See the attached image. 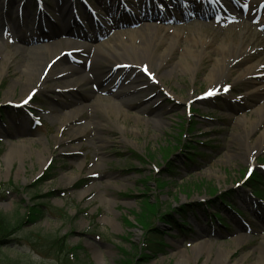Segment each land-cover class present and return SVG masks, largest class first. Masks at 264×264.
<instances>
[{
    "label": "rangeland",
    "instance_id": "374dc122",
    "mask_svg": "<svg viewBox=\"0 0 264 264\" xmlns=\"http://www.w3.org/2000/svg\"><path fill=\"white\" fill-rule=\"evenodd\" d=\"M220 1L241 16L246 4L254 1L256 8L251 31L237 27L225 35L227 46L234 40L237 46L245 33L243 57L225 69L223 89L209 95L208 74L225 33L203 30L202 24H214L207 17L181 29L179 22H193L184 9L189 6L181 10L172 0H0V70L13 54L0 76V217L16 225L33 204L48 212L38 224L25 221L14 231L0 224V243H21L12 249L0 244V264H128L142 256L137 264H176L182 253L189 264H214L221 254L232 264H256L264 256V197L247 182L258 172L264 185V0ZM155 11L175 31L143 29L144 16ZM62 12L69 14L62 18ZM115 25L131 28L119 30L134 32L138 43L155 36L147 51L152 57L175 45L163 67L149 61L134 71L138 81L130 86L136 90L122 111L107 106L122 84V76L108 69L115 64L104 58L106 52L119 58L105 45ZM70 26L78 35L52 33ZM199 37L211 43L200 63L189 59L187 67L181 57L186 48L202 51ZM120 43L132 54L130 36L116 41L122 52ZM88 45L101 51L98 59ZM48 63L46 78L39 79ZM260 64L253 76L237 79ZM81 107L75 120H63ZM150 226L161 233L165 254L150 241ZM26 235L49 241L35 249Z\"/></svg>",
    "mask_w": 264,
    "mask_h": 264
},
{
    "label": "bare ground",
    "instance_id": "6f19581e",
    "mask_svg": "<svg viewBox=\"0 0 264 264\" xmlns=\"http://www.w3.org/2000/svg\"><path fill=\"white\" fill-rule=\"evenodd\" d=\"M173 4L175 5H179V8L182 10V7L185 6H189L192 9H188V7H185L184 9L186 10V12H190L189 10H191L190 14V18L192 19L193 22H189L187 23L186 21L183 22H179L182 25L181 29H186L189 28L190 26L193 25H199V21L201 20H206L205 17L210 18V21H214V24L212 23H206V24H202L201 28L203 30H210V29H215L216 31H220V32H224V36L222 38V42H221V47L219 49V51L221 52L220 57L216 58V64L214 65V69L210 70V73L208 74V81L210 82L211 86L210 89L208 90L210 93L219 91L220 89H223V86L221 87V78L224 79L225 76V69L226 68H230L233 64H235V62L239 61L241 59V57H243V52L241 50V46L244 44V40L246 38L245 33H241L240 34V38L238 40L237 46L235 45V40L231 41V44L229 46H227L226 44V36L225 35H230L231 31H235V28L237 27H241L244 28L246 30H250L251 31V26L248 24V20L251 19L253 17V10L256 8L255 7V2L252 1L249 5L246 4L247 7H249L248 13L245 16H241V14L234 12L233 7L232 6H228L226 5V3L217 0L216 2L212 1V0H172ZM67 5H69V2L66 1L65 2ZM197 4L199 5L200 9L201 7H205V9L199 10V9H195V5L197 6ZM207 6V7H206ZM166 7L168 8V6L166 5ZM67 9V8H66ZM210 11L211 14L207 15V11ZM67 11V10H66ZM69 13L66 12V16ZM188 14V13H187ZM145 19V24L143 25V29H148L151 31H156V30H160L164 33H169V31H175V29L172 27V24L169 20H165L161 17V15L155 11L150 15L144 16ZM209 20V19H208ZM207 21V20H206ZM212 21V22H213ZM184 23V24H182ZM180 25V24H179ZM216 25V26H215ZM118 28H115L112 31V36L110 37V40L108 42H105L106 46L109 48V50H113L114 53H116V55L119 57L118 59L115 58L110 52H106V56L104 55V58L109 59L110 61H112L113 64H115V66H110L109 71L110 74H118L122 76V84H119L118 86V90H116L114 92V100L111 103V105H107L109 106V108H112L115 111H122L124 104L128 103L130 98L129 95L131 94L132 91H135L136 89L133 86H130L134 83H136V81H138L134 71L138 68H146L147 65L149 64V61L154 62V64L157 66V68H161L163 67L165 64L168 63V60H170L171 56V52L174 50L175 45H170L169 48H167V50H165V52H163L161 55H158L156 57H152L151 55L147 54V51H150L153 44H154V38L155 36H148V37H144L141 36L139 39V43L136 42V38H135V33L134 32H120L121 30H119L120 28L122 29H131V28H126L125 25H115ZM126 26H130V25H126ZM90 29H92L91 25L89 26ZM233 29V30H232ZM64 30V31H63ZM62 31L58 30V32H52V33H58V34H63V33H67L69 34L71 31L73 32V34L78 35L79 30L78 27H74L72 28V26H70L69 28H64ZM139 33L141 32L140 30H137ZM156 33V32H155ZM130 36L131 42L133 43V48H132V54L129 53H125L127 47L120 43V46L123 47L122 52L119 51L120 47L116 44V41L123 39V37L125 36ZM262 35H264V33H262ZM0 43L2 41V36L0 35ZM87 39V37H85L84 35H80L79 34V39ZM199 44L201 45V49L202 51H197L194 50L193 48H186L184 54L182 55V59L183 61L186 63L187 67H191L192 64L189 63L187 60H193L195 63V65L197 66L200 63L201 57H203V51L205 50L204 48H206L211 41L208 40L207 38H203V37H199L198 40ZM137 44H139L138 46H136ZM77 47H83L85 46V44L83 43H76L74 44ZM89 46V49L93 50L95 49V51L97 52L96 54V59H98V55L101 53V51L98 50L97 47L94 46ZM97 48V49H96ZM14 50L16 51H20L22 50V47H19L15 44L14 46ZM102 55V54H101ZM13 54H7L4 58V62L3 66L1 67L0 70V76L3 75L4 73V67L9 64L11 62V58H12ZM121 60V61H120ZM91 63L94 62V59L90 60ZM180 64V63H179ZM49 63L45 66H42L41 71L39 72V79H45L46 75L49 71ZM175 66V65H174ZM261 67V64L257 66H252L249 68H246L245 70L241 71L239 76H238V80H242V79H246L249 78L251 76H253L254 72ZM177 68L173 67L171 72H174ZM27 71V67L26 70L23 71V73H25ZM68 69H64L62 68L60 70V74H63L65 77L67 74ZM99 73V72H98ZM97 72L95 73V75L98 74ZM27 73H25L26 75ZM31 79L32 78H37L38 74H30ZM29 76V77H30ZM28 77V78H29ZM37 78V80H38ZM87 79V78H86ZM35 82H38L35 80ZM125 83H129L127 84V86H124ZM220 84V85H219ZM216 85V86H215ZM64 87H68L71 86V84L67 81H64L63 84ZM138 91V90H137ZM103 98L99 97L98 101H101ZM8 100V99H6ZM102 103H100L98 106H100L102 108ZM86 107H81L78 108L77 111H72L70 112L66 118L64 117L63 120L65 122H71L73 120H75V118L77 117V115L84 111ZM98 108V107H97ZM96 108V109H97ZM80 135V134H79ZM77 137V136H76ZM40 160L46 162V159H44L43 155L40 156L39 158ZM71 179V178H70ZM201 246V245H200ZM204 247H195L193 248L196 251H201ZM186 253H182L180 258L178 259V261L176 262V264H189V262L191 261V259H189V257H185ZM223 255H218L214 261V264H232L230 262V258H227L228 256H224ZM243 260H241L238 263H234V264H242ZM256 264H264V256L261 255V257L258 259V262Z\"/></svg>",
    "mask_w": 264,
    "mask_h": 264
},
{
    "label": "trees",
    "instance_id": "16d2710c",
    "mask_svg": "<svg viewBox=\"0 0 264 264\" xmlns=\"http://www.w3.org/2000/svg\"><path fill=\"white\" fill-rule=\"evenodd\" d=\"M50 179H52V177L48 176V177H45L43 180L44 181L47 180V182H48V180H50ZM262 181H263V178L258 172H253L252 176L247 180V182L249 183L250 186L255 185L251 189L254 191L255 194H257L259 196V198L264 197V185H262L263 187L259 186L262 184V183H260ZM33 206H34V209H29V212L27 214H25L24 217L21 216L19 219V222L16 225H14L15 222L9 221L7 218H5V216L0 217V224L2 223L3 224L2 226L4 228H7V229L13 230V231L16 230L17 228L24 227L23 224H25V221H26V224L28 223L27 226L38 224L39 222H41L43 219H45L47 217L48 212L44 209L42 210L40 205L33 204ZM162 217H163V219H166L167 217H169V215L167 216V214H166V215H163ZM145 230H146L147 235H149V237H150V241H152L154 243V246H156V248H157L156 250H158L160 253L165 254V251L163 250L165 248V245H164L163 240H162L163 237H162L161 233H159L158 228L154 227V226H150L148 229H145ZM24 239H25L24 240L25 243H27L29 246H31L35 249H36V247L37 248H43L44 245L47 244V242L49 241L48 238L39 237V239L38 238L32 239L30 236H27V235H26V237H24ZM0 244H5V245H3V246H6L5 248H11L12 249V248H17L18 245H20L21 243L16 242V241H2ZM151 253H152V251H151ZM143 260L144 259L142 256L141 258H138L136 260V262L135 261H129L128 264H137L138 262H143ZM121 262H124V261H120L118 263L122 264Z\"/></svg>",
    "mask_w": 264,
    "mask_h": 264
},
{
    "label": "snow or ice",
    "instance_id": "6c2138e0",
    "mask_svg": "<svg viewBox=\"0 0 264 264\" xmlns=\"http://www.w3.org/2000/svg\"><path fill=\"white\" fill-rule=\"evenodd\" d=\"M213 93H209V95H212Z\"/></svg>",
    "mask_w": 264,
    "mask_h": 264
}]
</instances>
